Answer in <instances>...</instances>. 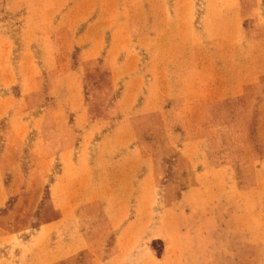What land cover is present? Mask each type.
<instances>
[{
  "label": "crops",
  "instance_id": "1",
  "mask_svg": "<svg viewBox=\"0 0 264 264\" xmlns=\"http://www.w3.org/2000/svg\"><path fill=\"white\" fill-rule=\"evenodd\" d=\"M33 1L35 8L36 0ZM179 1H185V6L169 10L167 15L170 19L166 27L161 28V25L154 29L144 25L140 80L134 86L138 91L130 96L136 98V103H119L110 109L114 119L108 124L106 136L99 141L96 139V126L90 127L87 120L88 110L81 103H76L83 90L82 83L75 78L73 85L65 89L57 84L70 72L69 68H63L67 60V54L61 51L64 28L28 23L32 20L29 7L24 24L13 27L0 24V123H4L0 127V138L18 137L21 142L20 138L34 137V141H30L32 163L28 176L42 182V187L31 191H40L48 198L45 206L41 203L32 208L35 217L32 215L30 223H36L32 234L22 236L19 231L3 233L0 223V256L3 257L0 264H12L6 261L10 259H5L6 256L11 257L14 264L66 263L96 246L99 248L112 237L116 240L115 253L131 249L132 246H127L128 236H140L139 240L144 238L149 215L153 211L148 196L155 191L164 174V160L173 158L195 165L200 142L190 137L184 142L186 147L183 149L172 147L168 153L149 157L137 137H118L123 126L126 125L130 131L139 117L166 113L205 114L211 122L216 143L228 160L255 162L247 174H253L260 184H264V156L256 157L250 149L246 132L248 115L264 114V0ZM36 7L35 11L41 14V18L52 10L48 1ZM161 15L165 16V12ZM144 30L146 34H143ZM42 40L46 45L39 49H52V70L38 68L30 58L22 60V49L25 54L32 55L38 43L42 45ZM96 45V42L83 44V51L77 56L79 66L101 56L105 44ZM112 47L119 46L113 44ZM110 50L112 58L106 59V63L114 72L116 67ZM127 67V63L123 64L124 69ZM54 70H60L58 76L49 77L56 82L50 89V95L57 98L56 102L40 108L41 114L34 116L32 122L26 120L28 115L24 114L31 108L22 103L31 92L37 91L36 86L31 88L33 82H37L44 72ZM116 77L117 73H113V81ZM70 80L73 82V78ZM18 86H22V95L17 97L11 91ZM128 91L130 89L125 87L124 100L129 95ZM59 98H63L62 102ZM70 113L76 115V129L81 132L74 139L64 132L66 126L63 121ZM6 156V152L3 153L0 160V210L6 204L5 176L10 175L13 182L24 176V170L19 167L6 169L9 167L5 165L6 159L13 160ZM105 160H111L109 165L114 167L125 162L135 167L127 188L121 182L118 184L120 189L114 190L124 192L128 189L131 195L127 200H114L109 193L103 196L95 194V187L101 184L103 175L109 184L112 183L109 172L102 168ZM187 168L196 171L193 166L183 167ZM229 169L231 171L230 167L227 171ZM191 175L194 176L190 172ZM140 192V195L136 194ZM213 207L218 205L211 203L208 212ZM237 207L242 214L240 202ZM190 209H194L192 205ZM220 210V215L227 212L233 215L236 207L222 203ZM224 223V219L221 218L219 224L211 216L210 222L209 218L206 221L211 233L206 235L243 236L239 234L243 228L238 224L233 226L230 222L225 229ZM136 225L141 226L139 234L133 230ZM252 236L263 234L254 230Z\"/></svg>",
  "mask_w": 264,
  "mask_h": 264
},
{
  "label": "rangeland",
  "instance_id": "2",
  "mask_svg": "<svg viewBox=\"0 0 264 264\" xmlns=\"http://www.w3.org/2000/svg\"><path fill=\"white\" fill-rule=\"evenodd\" d=\"M44 1H48L52 10L41 18L35 8ZM184 3L186 2L179 0H36L34 8L33 0H0V24L4 23L10 27L22 25L26 22L24 19L27 11L31 9L32 20L28 23L64 28L61 51L67 54V60L63 68H69L70 72L57 84L59 88L65 89L73 85L75 78L82 83L83 90L76 98V103H81L88 110L87 120L90 127L96 126V139L99 141L106 136L108 124L114 119L110 109L119 103H136V98L130 96L132 92L136 95L135 92L138 91L134 86L140 80L141 37L144 25L154 29L160 28L161 25V28L166 27L170 19L167 15L169 10L183 8ZM163 11L165 16L161 15ZM175 22L179 24V21ZM149 31L151 34V29ZM143 34H146V30ZM46 38L48 39V36ZM95 42L96 46L105 44L103 53L98 59L85 61L83 66H79L77 56L83 44ZM41 43L42 45L38 43L32 55L25 54L22 49V60L30 58L38 68L52 70V49H39L46 45L44 40ZM113 44L119 47L111 48ZM110 49L116 67L114 72L106 63V59L112 58ZM125 63L128 65L127 69L123 68ZM59 71H46L39 75L37 82H33L31 88L35 89L36 86L37 91L34 94L31 92L22 103L32 109L24 114L28 115L26 120L32 122L34 116L41 114L40 108L56 102L57 98L50 95V89L56 82L49 77L58 76ZM113 73H117L115 81ZM132 83L134 85L130 87ZM125 87L130 89L126 100ZM11 92L17 97L22 95V86L15 87ZM59 99L62 102L63 98ZM63 124L66 126L64 132L69 138L74 139L81 133L76 129L74 113L66 114ZM3 125L1 122L0 127ZM246 125L250 149L256 157L262 158L264 114L250 113ZM126 128V125L121 128L118 137H137L139 145L149 157L162 152L168 153L172 147L183 149L188 138H195V141L200 142L199 151L196 150L198 159L195 165L173 158L164 160V174L160 177L155 191L148 196L153 211L149 215L146 235L142 240H139L140 236H128L127 246H132L131 249L118 250V253H115L113 249L116 240L112 237L99 248L96 246L93 250L60 264H264V184H260L253 174H247L255 162L242 159L229 161L221 146L216 143L211 122L203 113H166L160 116L153 114L136 119L130 131ZM20 140L21 142L18 137L0 138V160L5 152L6 157L13 158L12 161L6 159L5 165L9 166L6 169L19 167L24 170V176L16 182H13L10 175L5 176L6 204L5 208L0 210V223L3 225V233L19 231L22 236H28L33 233L36 224L30 223L32 215L35 217L32 208L41 203L45 206L48 198L42 196L40 191H31L42 187V182L38 183L37 179L31 180L28 176L32 163L30 141H34V137ZM110 163L111 160H105L102 168L109 172V180L112 183H108L107 177L103 175L105 173L102 172V181L95 187V194L103 196L109 193L113 195L114 200H127L131 195L128 189L124 192L114 190L120 189L118 184L121 182L127 188V182L131 180L135 167L126 162L118 167L109 165ZM184 166H193L196 171L183 169ZM228 167L231 171H227ZM190 172L194 176H190ZM55 173H58V170H55ZM210 174L212 175L209 177ZM136 194L140 195L141 192ZM239 202L242 214L238 212ZM211 203L218 207H213V210L208 212L207 208ZM222 203L236 207L233 215H229L227 211L220 215ZM191 205L193 210L190 209ZM211 216L213 221L216 220L219 224L221 218L224 219L225 229L230 222L233 226L238 224L243 228L239 232L243 236H207V232L210 235L211 230L206 221L209 218L210 222ZM162 217L165 222L164 235ZM133 230L139 234L141 226L136 225ZM254 230L263 236H252ZM73 231L71 235L75 236ZM16 255L18 256V252ZM4 258L12 259L7 256ZM0 259L3 257L0 256ZM10 259L6 261L14 264Z\"/></svg>",
  "mask_w": 264,
  "mask_h": 264
}]
</instances>
